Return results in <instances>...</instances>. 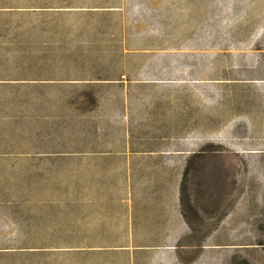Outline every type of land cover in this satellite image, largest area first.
<instances>
[{
	"label": "rangeland",
	"instance_id": "1",
	"mask_svg": "<svg viewBox=\"0 0 264 264\" xmlns=\"http://www.w3.org/2000/svg\"><path fill=\"white\" fill-rule=\"evenodd\" d=\"M0 264H264V0H0Z\"/></svg>",
	"mask_w": 264,
	"mask_h": 264
}]
</instances>
